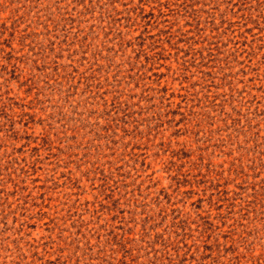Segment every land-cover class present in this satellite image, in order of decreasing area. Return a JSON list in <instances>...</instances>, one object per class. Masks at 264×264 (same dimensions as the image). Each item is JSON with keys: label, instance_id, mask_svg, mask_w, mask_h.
<instances>
[{"label": "rangeland", "instance_id": "374dc122", "mask_svg": "<svg viewBox=\"0 0 264 264\" xmlns=\"http://www.w3.org/2000/svg\"><path fill=\"white\" fill-rule=\"evenodd\" d=\"M0 264H264V0H0Z\"/></svg>", "mask_w": 264, "mask_h": 264}]
</instances>
